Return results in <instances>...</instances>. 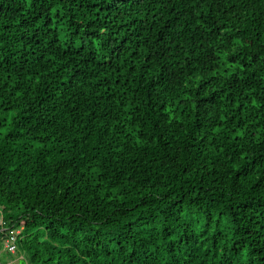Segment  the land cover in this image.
I'll list each match as a JSON object with an SVG mask.
<instances>
[{
  "label": "trees",
  "instance_id": "trees-1",
  "mask_svg": "<svg viewBox=\"0 0 264 264\" xmlns=\"http://www.w3.org/2000/svg\"><path fill=\"white\" fill-rule=\"evenodd\" d=\"M1 212L29 264H264V0H0Z\"/></svg>",
  "mask_w": 264,
  "mask_h": 264
},
{
  "label": "built area",
  "instance_id": "built-area-1",
  "mask_svg": "<svg viewBox=\"0 0 264 264\" xmlns=\"http://www.w3.org/2000/svg\"><path fill=\"white\" fill-rule=\"evenodd\" d=\"M0 228L3 231L9 232L6 238L0 242V264H4L3 255L4 254H16L18 250V237L22 233L21 230H12L7 227V223L2 216L0 218Z\"/></svg>",
  "mask_w": 264,
  "mask_h": 264
},
{
  "label": "rangeland",
  "instance_id": "rangeland-1",
  "mask_svg": "<svg viewBox=\"0 0 264 264\" xmlns=\"http://www.w3.org/2000/svg\"><path fill=\"white\" fill-rule=\"evenodd\" d=\"M4 217V213H0V218ZM3 260L4 264H29V257L27 254L22 252L20 248H18L16 254H4Z\"/></svg>",
  "mask_w": 264,
  "mask_h": 264
}]
</instances>
